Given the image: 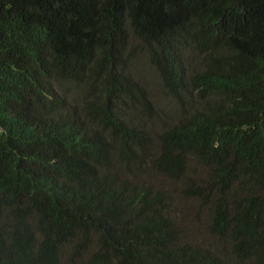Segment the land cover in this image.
I'll return each instance as SVG.
<instances>
[{
  "label": "trees",
  "instance_id": "16d2710c",
  "mask_svg": "<svg viewBox=\"0 0 264 264\" xmlns=\"http://www.w3.org/2000/svg\"><path fill=\"white\" fill-rule=\"evenodd\" d=\"M0 264H264V0H0Z\"/></svg>",
  "mask_w": 264,
  "mask_h": 264
},
{
  "label": "rangeland",
  "instance_id": "374dc122",
  "mask_svg": "<svg viewBox=\"0 0 264 264\" xmlns=\"http://www.w3.org/2000/svg\"><path fill=\"white\" fill-rule=\"evenodd\" d=\"M137 73L145 77L148 91H150L154 103L161 108L167 118H170V110H173V104L170 103L168 97L164 96L156 78L152 74V70L143 60L137 64ZM197 169L199 164L196 165ZM145 168L146 174L149 169ZM207 169L200 167L197 172L198 181L202 182L206 178ZM197 181V180H195ZM166 190V189H165ZM170 198L171 218L176 221L177 225L182 229L184 239L191 242H199L203 244H213V237L208 230L209 219L211 217V209L207 203H203L202 198H194L184 190V183H170V190H166Z\"/></svg>",
  "mask_w": 264,
  "mask_h": 264
}]
</instances>
